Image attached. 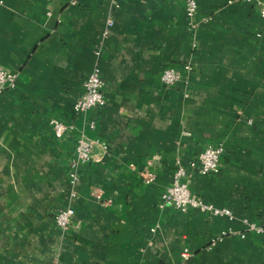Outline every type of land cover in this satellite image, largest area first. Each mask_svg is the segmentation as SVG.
I'll return each mask as SVG.
<instances>
[{"label":"crops","instance_id":"obj_1","mask_svg":"<svg viewBox=\"0 0 264 264\" xmlns=\"http://www.w3.org/2000/svg\"><path fill=\"white\" fill-rule=\"evenodd\" d=\"M196 1L189 21L181 0H0V68L17 74L0 93V264H264V0ZM95 65L106 103L76 114ZM166 67L187 81L163 86ZM51 118L74 129L57 138ZM80 131L106 147L73 170ZM216 144L218 173L187 167ZM179 160L232 218L160 205Z\"/></svg>","mask_w":264,"mask_h":264},{"label":"built area","instance_id":"obj_2","mask_svg":"<svg viewBox=\"0 0 264 264\" xmlns=\"http://www.w3.org/2000/svg\"><path fill=\"white\" fill-rule=\"evenodd\" d=\"M184 3L185 13L189 21H192L197 14V1L196 0H181ZM251 1V0H243ZM74 2V1H72ZM116 5L115 0H112ZM259 13L264 18V1L260 2ZM107 24H111L108 20ZM99 51H96V56H99ZM184 70L190 69L189 64L183 65ZM160 83L165 87H172L179 81L186 82L185 76L181 70L174 67H166L162 70L160 77ZM17 82V74L9 72L0 68V93L15 87ZM85 94L78 98L73 109L76 114H84L86 111L93 107L104 106L106 100L103 94L104 83L101 77L100 69L98 65H95L93 69L87 75L84 81ZM50 125L55 137L59 138L68 130L74 129L73 125L66 124L59 119L51 118ZM90 128H94V124L90 123ZM100 144L104 148V143L99 142L97 139L88 138L83 131H80L75 145V157L71 163L73 170L80 164L88 162L92 159V153L95 145ZM223 153V146L221 144L208 145L197 156L188 161L187 167L190 170L198 172L200 174H216L219 171L220 157ZM187 167L179 161L173 172L172 183L168 186L161 195V206H170L181 212H186L190 209L199 210L202 213H209L214 216H227L232 218V212L228 208H219L209 202H205L203 199L195 196L190 191L187 183L184 181V177L187 173ZM72 180L75 179L74 171L70 174ZM153 180V176L147 175L144 177V181L149 183ZM74 215V208L67 206L59 209L54 216L57 227L66 232L71 224ZM249 229L261 231V227L254 223L248 224Z\"/></svg>","mask_w":264,"mask_h":264}]
</instances>
